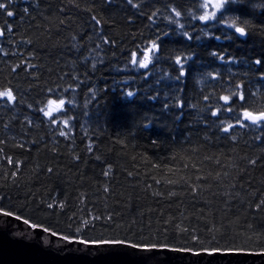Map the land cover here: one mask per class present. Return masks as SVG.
<instances>
[{
  "label": "trees",
  "instance_id": "1",
  "mask_svg": "<svg viewBox=\"0 0 264 264\" xmlns=\"http://www.w3.org/2000/svg\"><path fill=\"white\" fill-rule=\"evenodd\" d=\"M203 2L0 0V210L86 242L264 252V120L242 117L264 112V0L210 22Z\"/></svg>",
  "mask_w": 264,
  "mask_h": 264
},
{
  "label": "water",
  "instance_id": "2",
  "mask_svg": "<svg viewBox=\"0 0 264 264\" xmlns=\"http://www.w3.org/2000/svg\"><path fill=\"white\" fill-rule=\"evenodd\" d=\"M2 213L5 212L0 210V264H264V252L134 247L125 242L81 243L52 235L40 226L32 228L24 219Z\"/></svg>",
  "mask_w": 264,
  "mask_h": 264
},
{
  "label": "snow or ice",
  "instance_id": "3",
  "mask_svg": "<svg viewBox=\"0 0 264 264\" xmlns=\"http://www.w3.org/2000/svg\"><path fill=\"white\" fill-rule=\"evenodd\" d=\"M108 2H110V0H108ZM237 2H239V0H223V3H222V4H220V3L215 4L214 7H215L216 10H217V9H218V10H217L216 12H212L213 15L211 16V18H217V13L220 12V11H222V10H223V9L229 4V3H237ZM129 3H131V0H129ZM201 6H202V7H208L207 0H206V2H205L203 5H201ZM258 6H259V5H258ZM4 8H6V5L0 3V9H4ZM7 15H8V16H13V12L9 11V12H7ZM176 15L179 16L180 13L177 12ZM199 19H200L201 21H207V20H209L210 18H206V17H205V14H203V15H201V16L199 17ZM237 19H238V18H234V19H232V21H233L232 26H235V25H236V23H237ZM245 23H247V22L245 21ZM235 32L238 33V34L241 35V36H244V35H245V30H244V28L241 29V28L235 27ZM184 35H185V36H188V33L185 32ZM205 35H207V33H205ZM188 38L191 39L190 36H189ZM216 38L219 39V37H216ZM152 47H153V48H156V49L158 50V45H156L155 43H153ZM150 50H151V49H150ZM150 50H149V51H150ZM212 55H217V54H216V53H212ZM132 63H133V64H136V63H137V61H136V53H133V54H132ZM177 63H179V58H177ZM256 63L259 64L260 61H256ZM148 64H149V55H148V52L146 51V52L144 53V58H143L142 60L139 61V67H140V68H147V67H148ZM180 74H181V75H184V70H183V68H181V73H180ZM127 95H128L129 97H131V96L133 95V93H132V92H128ZM0 96L7 97L9 100H12V99H13V95H12V93H11L10 91L0 93ZM223 99H224L225 101H227V100L229 99V97L225 96V97H223ZM49 103H52V101H49ZM63 103H64V101L61 100V101H60V104L62 105ZM69 103H71V101H69ZM41 111H43V109H41ZM44 114H45V115H50V113H48V112H45ZM213 115H216V113H213ZM243 115H244V117L250 119V120H251L252 122H254V123L257 122V121H260V120H264V113H262L260 116H253L251 113H249V112L246 111V112H244ZM65 124H67V121H65ZM229 127H231V125H230ZM224 130H225V131H228L227 128L224 129ZM61 135H64V133L61 132ZM2 214H4V215H9V216L12 215L11 213H7V212L2 213ZM23 222H24V223H28L27 220H24ZM31 227H32V228H36L37 225L32 224ZM45 231H47V229H45ZM52 235H55V233H52ZM64 239H68V237H64ZM81 243H84V241H81ZM104 243H112V242L104 241ZM114 243H122V242H121V241H115ZM133 246L135 247V245H133ZM262 254H264V253H262Z\"/></svg>",
  "mask_w": 264,
  "mask_h": 264
},
{
  "label": "rangeland",
  "instance_id": "4",
  "mask_svg": "<svg viewBox=\"0 0 264 264\" xmlns=\"http://www.w3.org/2000/svg\"><path fill=\"white\" fill-rule=\"evenodd\" d=\"M203 4L206 2V0H203ZM207 3H208V7H204L205 8V17L206 18H210L209 20L207 21H203V22H210L211 20H213L214 18H211V16L213 15L212 12H216L217 10L215 9L214 5L215 4H222L223 3V0H207ZM165 18H167V15H165ZM200 20V19H199ZM142 60V59H140ZM140 60H137V63L136 64H133L131 63L130 67L132 66L133 68H140L139 67V61ZM127 70V69H126ZM63 100L64 103L68 102L66 99H62V98H59L56 100H53L52 103H49L47 106H46V110L45 112H48L50 113V115H47V116H50L49 118V122L51 125L55 124L56 128H60L63 124H65V121H67L64 116L62 115V112L60 111V109H62L63 107V104L61 105L60 104V101ZM244 115L242 114V117ZM49 126V125H48ZM51 128H55L54 126H49ZM79 240V239H77ZM82 241V240H81Z\"/></svg>",
  "mask_w": 264,
  "mask_h": 264
},
{
  "label": "bare ground",
  "instance_id": "5",
  "mask_svg": "<svg viewBox=\"0 0 264 264\" xmlns=\"http://www.w3.org/2000/svg\"><path fill=\"white\" fill-rule=\"evenodd\" d=\"M172 10V9H171ZM179 12V11H178ZM49 101H53L52 99H47V100H45V105H44V107L43 108H41V109H43V111H41L42 113H45V110H46V106L49 104ZM54 102V101H53ZM246 122H251V121H249V120H246ZM1 211H3V210H1ZM3 212H5V211H3ZM8 213V212H7ZM144 254H148V253H144ZM155 258H160V257H157V256H155ZM161 259V258H160Z\"/></svg>",
  "mask_w": 264,
  "mask_h": 264
}]
</instances>
